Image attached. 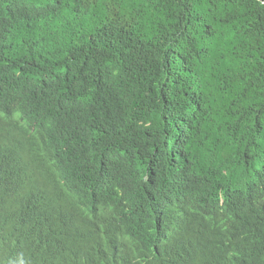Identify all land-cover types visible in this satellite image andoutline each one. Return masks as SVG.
<instances>
[{
    "label": "trees",
    "instance_id": "1",
    "mask_svg": "<svg viewBox=\"0 0 264 264\" xmlns=\"http://www.w3.org/2000/svg\"><path fill=\"white\" fill-rule=\"evenodd\" d=\"M0 264H264V0H0Z\"/></svg>",
    "mask_w": 264,
    "mask_h": 264
}]
</instances>
